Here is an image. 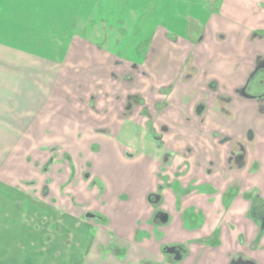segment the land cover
<instances>
[{"label": "crops", "instance_id": "obj_1", "mask_svg": "<svg viewBox=\"0 0 264 264\" xmlns=\"http://www.w3.org/2000/svg\"><path fill=\"white\" fill-rule=\"evenodd\" d=\"M127 30L137 59L123 52ZM260 60L264 0H3L0 264H264V114L237 96ZM191 68L194 78L184 83ZM258 77L264 81V71ZM174 85L177 108L162 119L194 147L180 159L189 169L175 177L177 161L163 183L157 162L135 157L132 172L145 166L150 187L123 200L126 186L107 179L115 169L94 166L90 148L126 151L139 123L124 112L128 99L152 89L163 96ZM192 91L230 97L233 119L209 112L201 127L193 111L202 97L185 103ZM185 114L195 120L186 133L175 129ZM250 128L255 138L241 171L228 172L226 152L221 158L197 144L212 130L241 140ZM159 193L153 205L149 196ZM181 245L180 261L165 252Z\"/></svg>", "mask_w": 264, "mask_h": 264}, {"label": "flooded vegetation", "instance_id": "obj_2", "mask_svg": "<svg viewBox=\"0 0 264 264\" xmlns=\"http://www.w3.org/2000/svg\"><path fill=\"white\" fill-rule=\"evenodd\" d=\"M138 64L139 63H135L134 66L141 72L142 66ZM262 71H264V60H260L258 62L256 69L250 76L248 84L237 91L238 97L245 100L256 101L260 105V115L264 114V88L261 87L264 81L260 79V77H258ZM192 72L193 73L186 76V78L184 79V83H189L193 80L195 69H192ZM143 76H147L146 73L143 72ZM125 80L131 81V83L133 84L135 82L133 76L128 77V79L126 76L124 78V81ZM255 84L256 86H254ZM137 85H140V89L144 88L142 84ZM209 90L215 92L216 86L210 84ZM153 91L154 90L152 89L145 95H142L140 93L138 95L131 96L125 105L124 112L126 116H132L136 114L137 121L139 122L135 127L138 132L137 136L135 137L133 142L129 143L132 147H134V158L145 156L151 163L157 162L159 167L158 177L164 183L166 173L173 168L174 164L177 163V161H180V159L186 162V160H188L190 156L194 154L195 149L193 146L189 144L187 145L185 136L175 134L172 131L170 125L163 123L162 116L167 111L169 112V110L171 111L177 108L175 106V85L165 88V91L162 94L163 96L157 97V95L154 94ZM198 96L202 97V101H200L196 105L193 111V115L200 120L199 125L201 127L203 126L205 128L206 122H208V117H206V115L209 112H217L221 115H224L228 119H233L232 111L227 109L228 105L234 104L233 100L230 97H222L217 94H202L192 91L191 94L186 97L185 103H188L189 100H192L193 98H196ZM215 101L217 102V104L215 106H212L215 104ZM183 120L184 124H178L175 129L179 131L181 130L182 132L186 133L188 130H193L195 128V120L192 119V117L185 114ZM205 134L206 133L204 129L198 131V136L201 138H203ZM254 138V130L252 128L247 130L244 139L242 138L241 140L222 130H212L209 132L208 139L204 138L205 140L197 141V144H199L200 146L202 145L204 149H213V151H215L221 158H223L224 153L226 152L229 166L227 170L228 172H232L234 170L241 171L245 168L246 160L248 157V147L254 141ZM176 148L182 150L183 152H180ZM181 161L178 162L180 164L177 166L178 169L176 168V172L174 174V176L178 178L185 175L187 173V169H189L188 164ZM209 165L210 167L207 171V174L210 176L215 173V164L214 162H211L209 163ZM72 167L75 168L74 164L72 165ZM86 167L88 168V172L85 176L90 179V170L92 168L91 162H87ZM242 181L243 179H240L239 183H236L231 187V190L228 193V198L237 196L238 193L236 192H238V189H241L240 184ZM92 185L94 187L98 186L101 191L103 190L99 181L96 179L92 181ZM245 196L246 198H249L250 196H252V193H245ZM254 197L259 198L260 196L256 195ZM161 200L162 198L160 193L149 196V201L153 205H159ZM156 216L161 217V219H166V216L161 212H158ZM261 218L264 219V217ZM262 228H264V222L262 223ZM170 250L174 251L172 252ZM182 251V246H174L167 248L165 252L171 254L174 260L180 261L182 258ZM176 252H180L179 257L181 258L179 260H177L178 255ZM234 264L245 263L236 262Z\"/></svg>", "mask_w": 264, "mask_h": 264}, {"label": "rangeland", "instance_id": "obj_3", "mask_svg": "<svg viewBox=\"0 0 264 264\" xmlns=\"http://www.w3.org/2000/svg\"><path fill=\"white\" fill-rule=\"evenodd\" d=\"M180 14L182 16L184 15H188L189 16V10L188 9H181ZM194 16L196 14H193ZM156 16V15H154ZM166 20V19H165ZM168 22V21H165ZM191 28V27H190ZM181 31V29H180ZM182 32V31H181ZM186 32V33H185ZM184 34H186L187 37H189L190 35V31H185ZM125 35L128 37V41L124 42V53H126V56L130 59H137L139 57V55H137V48L138 45L136 44V42H131V35L132 32L130 30H127L125 32ZM128 42V44H127ZM131 42V43H130ZM127 44V47H126ZM118 145H105V143H103V151L101 152V154L99 152H92L91 148H90V155H92L94 157V166L96 167L99 166L101 167V169H106L107 171H114L112 169H115L117 174H108L106 173L107 179L109 181H113L114 183H117L119 185H124L126 186V190H124L123 194L124 198H122L123 200H127L126 198L128 197L127 193H130L131 196L135 195L134 191L137 192H143L144 190L149 189L150 187V176L148 175L147 169L145 166H140V171H137L135 173L132 172V160L134 159L135 153H134V147H132L129 143L128 145H126L128 148L127 150H123L122 149H116ZM87 149V147L85 146V150ZM99 154L96 155L95 154ZM91 173V172H90ZM131 175V176H130ZM92 176V174H91ZM130 176V177H129ZM94 178V176H93ZM95 179H91V181H93ZM126 183V185L123 183ZM129 185V186H128ZM99 189V188H98ZM129 199V198H128ZM97 201L95 202V204L97 205L96 207H100V199L99 197H97L96 199ZM93 202L91 204V206L94 208L95 206H93ZM96 208V209H97ZM178 229V225L176 226V230ZM169 232V230L167 231ZM170 233V232H169ZM186 246H189V243L186 242L185 243ZM182 246V245H181ZM183 247V246H182ZM254 250V249H252ZM251 257H255L258 259L257 254H252ZM180 263V262H178ZM183 263V262H181Z\"/></svg>", "mask_w": 264, "mask_h": 264}, {"label": "water", "instance_id": "obj_4", "mask_svg": "<svg viewBox=\"0 0 264 264\" xmlns=\"http://www.w3.org/2000/svg\"><path fill=\"white\" fill-rule=\"evenodd\" d=\"M170 251H174V250H170ZM177 253V255H178V257H177V260H179L181 257H179V255H180V252H176Z\"/></svg>", "mask_w": 264, "mask_h": 264}, {"label": "snow or ice", "instance_id": "obj_5", "mask_svg": "<svg viewBox=\"0 0 264 264\" xmlns=\"http://www.w3.org/2000/svg\"><path fill=\"white\" fill-rule=\"evenodd\" d=\"M3 2V0H0V3H2Z\"/></svg>", "mask_w": 264, "mask_h": 264}]
</instances>
